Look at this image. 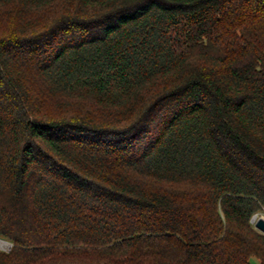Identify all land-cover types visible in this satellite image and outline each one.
<instances>
[{
	"label": "trees",
	"instance_id": "16d2710c",
	"mask_svg": "<svg viewBox=\"0 0 264 264\" xmlns=\"http://www.w3.org/2000/svg\"><path fill=\"white\" fill-rule=\"evenodd\" d=\"M0 17V264H264V0Z\"/></svg>",
	"mask_w": 264,
	"mask_h": 264
},
{
	"label": "rangeland",
	"instance_id": "374dc122",
	"mask_svg": "<svg viewBox=\"0 0 264 264\" xmlns=\"http://www.w3.org/2000/svg\"><path fill=\"white\" fill-rule=\"evenodd\" d=\"M4 11V10H3ZM1 15L3 16V15H5V13H1ZM1 19H2V21H1ZM43 20V19H42ZM42 20H40L39 19V23L40 22H42ZM10 21V18H8L7 19V17H6V19H3L2 17H0V30H2V26L5 24V25H7V23ZM49 101H56L55 99H51V100H49ZM55 104V103H54ZM64 104H66V102L64 103ZM87 105H89V103H87ZM56 108H54L53 107V111L55 110ZM256 215H258L259 217H264V209L263 210H261V211H259V212H257L256 214H254V216L251 218V223H252V225L254 226V228L257 230V231H259L260 233H262L259 229H257L256 228V226H255V223L257 222V220H258V218H256L255 216ZM262 234H264V233H262ZM0 239H3V240H6V241H10L12 244H13V242L11 241V240H9V239H7V238H3V237H0ZM0 250H2L3 251V249H2V247H0ZM255 260V259H254ZM256 261V260H255Z\"/></svg>",
	"mask_w": 264,
	"mask_h": 264
},
{
	"label": "built area",
	"instance_id": "2783aa9c",
	"mask_svg": "<svg viewBox=\"0 0 264 264\" xmlns=\"http://www.w3.org/2000/svg\"><path fill=\"white\" fill-rule=\"evenodd\" d=\"M0 247H2L3 251H10L13 247V244L9 241L0 239Z\"/></svg>",
	"mask_w": 264,
	"mask_h": 264
},
{
	"label": "water",
	"instance_id": "95a60500",
	"mask_svg": "<svg viewBox=\"0 0 264 264\" xmlns=\"http://www.w3.org/2000/svg\"><path fill=\"white\" fill-rule=\"evenodd\" d=\"M257 229L264 233V217H260L255 223Z\"/></svg>",
	"mask_w": 264,
	"mask_h": 264
}]
</instances>
